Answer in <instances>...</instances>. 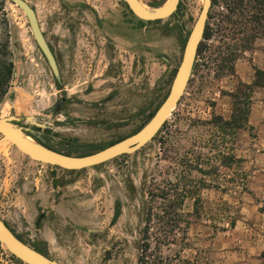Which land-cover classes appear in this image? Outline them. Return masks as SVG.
I'll return each mask as SVG.
<instances>
[{"label":"rangeland","instance_id":"rangeland-1","mask_svg":"<svg viewBox=\"0 0 264 264\" xmlns=\"http://www.w3.org/2000/svg\"><path fill=\"white\" fill-rule=\"evenodd\" d=\"M25 1L36 11L62 84L25 14L0 0V44H8L15 63L0 120L19 118L17 128L35 143L74 156L126 140L153 118L204 4L181 0L172 17L145 22L124 0ZM138 1L153 10L168 2ZM230 1L219 0L211 11L232 17L225 38L214 27L185 95L139 152L67 171L29 158L0 136V217L19 239L58 264H139L149 194L171 183L190 192L183 223L165 246L164 225L152 222L150 262L237 264L258 252L264 264V89H254L244 129L214 123L230 120L231 94L264 71V0H243L235 16L223 9ZM0 264L25 263L0 244Z\"/></svg>","mask_w":264,"mask_h":264},{"label":"water","instance_id":"water-1","mask_svg":"<svg viewBox=\"0 0 264 264\" xmlns=\"http://www.w3.org/2000/svg\"><path fill=\"white\" fill-rule=\"evenodd\" d=\"M9 1L25 14L39 50L49 64L57 82L62 84L56 57L41 29L36 11L25 0ZM124 1L130 11L140 20L158 22L172 17L177 12L181 0H168L163 7L154 10V14L147 13L143 8L144 6L138 0ZM212 8L213 0H204L201 13L186 43L182 62L176 73L168 97L153 118L135 135L95 154L74 156L59 153L37 143L29 144L24 142L23 138L29 137V135H26L22 128H17L16 123H20L21 120L10 117L0 120L2 142L8 141L12 143L23 154L37 162L59 167L67 171H81L95 168L119 157L139 152L155 139L185 95L193 75L200 47L204 42ZM61 103L62 100L59 102L58 109H60ZM25 131L28 132V130ZM0 244L4 245L15 258L25 264H58L50 257L33 249L19 239L1 217Z\"/></svg>","mask_w":264,"mask_h":264},{"label":"trees","instance_id":"trees-1","mask_svg":"<svg viewBox=\"0 0 264 264\" xmlns=\"http://www.w3.org/2000/svg\"><path fill=\"white\" fill-rule=\"evenodd\" d=\"M167 1L168 0H163V4ZM242 4L243 0L230 1V4H225L226 8L224 7L223 9L229 15L235 16L239 12V8ZM218 5L219 0H213V9ZM231 21L232 17L226 16L224 13H221V15L216 18L214 13L211 12L205 33V42L202 43L198 55H201L204 52L206 42L210 41L214 36V27L219 28V32L222 33L225 31L224 25ZM216 22L219 24H216ZM223 34L224 33L221 35L222 39L225 38V35ZM14 75L15 63L9 52L8 44H0V104L9 95ZM256 88L264 89V71H258L256 73L255 81L252 85L240 84L236 92L231 94V98L233 100V110L230 120L224 121L223 118H216L214 123L223 125L224 128L226 127V129L230 130L244 129L249 123L252 107V95L254 93V89ZM32 137L37 142H41L35 136ZM41 145L53 150L45 144ZM188 194H190L189 191L182 190L179 185L171 183L165 187L156 186L151 190L149 194L150 202L146 220L144 246L142 249V255L139 259V264H153V262H150L148 253L150 252L152 246V238L149 234L151 229L150 225L154 220L162 223L167 231L165 246L170 245L172 243L171 241H175L177 232L180 230V226L183 223V208L188 198Z\"/></svg>","mask_w":264,"mask_h":264},{"label":"crops","instance_id":"crops-1","mask_svg":"<svg viewBox=\"0 0 264 264\" xmlns=\"http://www.w3.org/2000/svg\"><path fill=\"white\" fill-rule=\"evenodd\" d=\"M51 240H52V236L48 234L46 236L45 241L50 244ZM261 253H264V248ZM255 255H258L257 258L254 257L253 259H248L247 262L237 263V264H262V259H260V254H258V252H255Z\"/></svg>","mask_w":264,"mask_h":264},{"label":"bare ground","instance_id":"bare-ground-1","mask_svg":"<svg viewBox=\"0 0 264 264\" xmlns=\"http://www.w3.org/2000/svg\"><path fill=\"white\" fill-rule=\"evenodd\" d=\"M143 8L149 14H154L155 13V11L153 9H151V8H147V7H143ZM23 140L26 143L35 144V142L31 138H29V137H24Z\"/></svg>","mask_w":264,"mask_h":264}]
</instances>
